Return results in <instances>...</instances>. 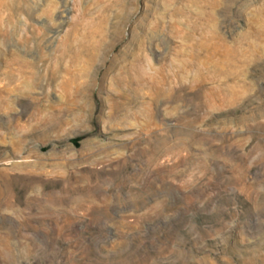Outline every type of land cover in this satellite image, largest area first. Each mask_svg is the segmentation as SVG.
Listing matches in <instances>:
<instances>
[{"label": "rangeland", "instance_id": "obj_1", "mask_svg": "<svg viewBox=\"0 0 264 264\" xmlns=\"http://www.w3.org/2000/svg\"><path fill=\"white\" fill-rule=\"evenodd\" d=\"M0 264H264V0H0Z\"/></svg>", "mask_w": 264, "mask_h": 264}]
</instances>
